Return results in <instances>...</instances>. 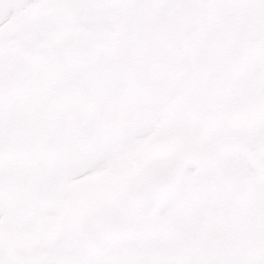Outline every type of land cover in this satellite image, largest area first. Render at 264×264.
I'll return each mask as SVG.
<instances>
[{
  "label": "snow or ice",
  "instance_id": "1",
  "mask_svg": "<svg viewBox=\"0 0 264 264\" xmlns=\"http://www.w3.org/2000/svg\"><path fill=\"white\" fill-rule=\"evenodd\" d=\"M0 264H264V0H0Z\"/></svg>",
  "mask_w": 264,
  "mask_h": 264
}]
</instances>
